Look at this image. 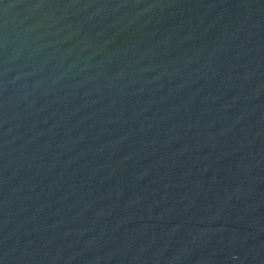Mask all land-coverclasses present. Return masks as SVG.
<instances>
[{
	"label": "water",
	"instance_id": "water-1",
	"mask_svg": "<svg viewBox=\"0 0 264 264\" xmlns=\"http://www.w3.org/2000/svg\"><path fill=\"white\" fill-rule=\"evenodd\" d=\"M0 264H264V0H0Z\"/></svg>",
	"mask_w": 264,
	"mask_h": 264
}]
</instances>
